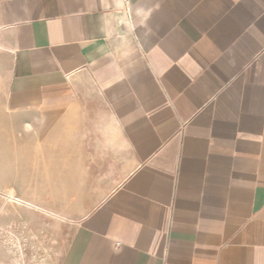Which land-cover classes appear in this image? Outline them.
<instances>
[{
  "label": "crops",
  "instance_id": "1",
  "mask_svg": "<svg viewBox=\"0 0 264 264\" xmlns=\"http://www.w3.org/2000/svg\"><path fill=\"white\" fill-rule=\"evenodd\" d=\"M0 58V222L74 226L58 264H264V0H0Z\"/></svg>",
  "mask_w": 264,
  "mask_h": 264
},
{
  "label": "rangeland",
  "instance_id": "2",
  "mask_svg": "<svg viewBox=\"0 0 264 264\" xmlns=\"http://www.w3.org/2000/svg\"><path fill=\"white\" fill-rule=\"evenodd\" d=\"M3 74L4 60L0 58V170L8 179L29 178L26 158H30V149L21 150L14 144V119L2 104ZM14 206L7 201L0 222V264H58L75 227L60 225L46 212L40 214L38 223L32 224L24 207L22 225H16Z\"/></svg>",
  "mask_w": 264,
  "mask_h": 264
}]
</instances>
